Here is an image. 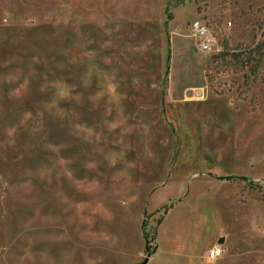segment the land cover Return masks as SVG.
<instances>
[{"label": "rangeland", "instance_id": "374dc122", "mask_svg": "<svg viewBox=\"0 0 264 264\" xmlns=\"http://www.w3.org/2000/svg\"><path fill=\"white\" fill-rule=\"evenodd\" d=\"M258 46L264 0H0V264H264Z\"/></svg>", "mask_w": 264, "mask_h": 264}, {"label": "trees", "instance_id": "16d2710c", "mask_svg": "<svg viewBox=\"0 0 264 264\" xmlns=\"http://www.w3.org/2000/svg\"><path fill=\"white\" fill-rule=\"evenodd\" d=\"M251 55L247 58L248 61H246L245 65H249V63H254L252 64V67H253V73L256 74L257 72V69L261 63V59L263 58L264 56V52H262V47L261 46H258L256 47L255 49L251 50L250 51ZM224 180H229V179H224ZM144 231V238L146 240V252H145V255H146V258L140 263V264H147L148 263V258L151 254H153L152 252H150V242H149V236L148 234L146 233V230H145V227L143 229Z\"/></svg>", "mask_w": 264, "mask_h": 264}, {"label": "built area", "instance_id": "2783aa9c", "mask_svg": "<svg viewBox=\"0 0 264 264\" xmlns=\"http://www.w3.org/2000/svg\"><path fill=\"white\" fill-rule=\"evenodd\" d=\"M224 250L220 247H214L208 252V258L210 260H218L223 256Z\"/></svg>", "mask_w": 264, "mask_h": 264}]
</instances>
